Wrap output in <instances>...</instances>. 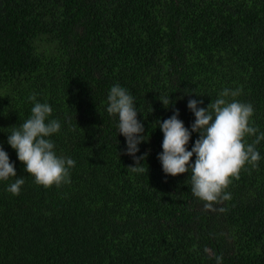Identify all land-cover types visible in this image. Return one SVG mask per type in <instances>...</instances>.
I'll return each mask as SVG.
<instances>
[{"label":"trees","instance_id":"trees-1","mask_svg":"<svg viewBox=\"0 0 264 264\" xmlns=\"http://www.w3.org/2000/svg\"><path fill=\"white\" fill-rule=\"evenodd\" d=\"M117 83L148 133L145 173L129 168L106 111ZM225 88L264 132V0H0V145L25 180L18 195L15 177L0 181V264H264V140L215 211L192 194L191 172L166 175L157 158V118L179 109L189 127L187 101L206 107ZM32 95L62 122L51 139L76 162L68 183L37 184L7 144Z\"/></svg>","mask_w":264,"mask_h":264},{"label":"clouds","instance_id":"clouds-1","mask_svg":"<svg viewBox=\"0 0 264 264\" xmlns=\"http://www.w3.org/2000/svg\"><path fill=\"white\" fill-rule=\"evenodd\" d=\"M239 94V89L225 88L206 107L200 106L202 99L190 98L187 108L193 113L194 120L189 127L179 118V109H174L171 116L155 121L163 134L162 151L157 154L163 173L176 176L191 172V192L205 202V209L215 211V203L230 200L231 194L225 189L231 178L238 176L246 163L256 166L262 159L256 145L264 140V132H259L251 123L253 105L235 99ZM195 96L200 95L195 93ZM157 98L166 109L174 105L170 94ZM29 99L33 102L30 115L8 133L7 144L15 150L24 171L31 174L37 184L49 187L68 183L70 169L76 162L58 155L51 139L53 134L60 132L62 122L52 117L53 108L48 102L37 100L36 95ZM106 111L110 116L118 117L117 134L125 138L123 152L134 161L129 168L137 174L147 172L148 167L143 166L147 153L136 155L140 151L139 145L147 141L148 133L138 118L140 112L134 96L120 84L112 85L107 95ZM193 133L198 137L189 149ZM252 135H255L254 142L246 143L245 137ZM10 177L15 180L7 190L18 195L25 180L16 175L14 163L0 145V181ZM218 210L225 211L224 208ZM215 260L216 264H223L222 256H215Z\"/></svg>","mask_w":264,"mask_h":264}]
</instances>
